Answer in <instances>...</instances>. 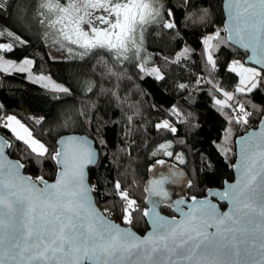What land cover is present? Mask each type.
<instances>
[{"label":"snow or ice","instance_id":"1","mask_svg":"<svg viewBox=\"0 0 264 264\" xmlns=\"http://www.w3.org/2000/svg\"><path fill=\"white\" fill-rule=\"evenodd\" d=\"M9 6H15V0L12 5L9 0H0V12ZM32 6L44 36L51 35L54 43L69 45V53L73 51L71 46L81 50V58L94 50L112 53L108 61L91 65L93 78L83 81L80 90L83 94L108 96L123 111L128 131L120 151L129 159V173L140 146L133 133L142 118L141 106L122 90L127 79L122 61L129 59V53L136 59L137 80L162 82L183 100V104L173 103L167 110H158L165 118L152 124L159 139L151 146L145 144L151 156L162 154L180 164L187 163L183 151L172 149L176 143L187 144L182 135L184 128H199L198 123H192L193 113L184 107L192 102L184 94L203 85L210 86L213 108L226 122L218 137L220 142L211 141L221 155L227 157L232 152L229 138L233 126L248 129L254 123L256 127L236 141V183L227 184L223 190L207 188L203 199L192 196L187 210L183 207L185 200H176L175 211L180 214L177 219L162 216L157 205L171 199L165 184L178 183L183 172L169 169V175L154 178L145 186L150 207L135 198V179L114 178L111 189L100 193L113 203L101 211L93 198L97 185L88 183L86 173L87 166L97 160L92 144L77 136L59 140L53 137L49 142L43 132L37 138L34 127L46 124L44 116L29 117L30 126L18 114L5 113L0 104V130L10 133H0V264H264V105L245 102L257 92L264 94V0H224L223 29L213 30L199 41L203 75L191 71L196 50L186 45L179 51L166 52L162 48L152 57L141 55L146 26L154 25L161 39L175 40L180 45L187 28L207 22V10L193 11L192 0H181L179 10L174 5L165 6L164 0H34ZM24 31L23 27L0 28V73L26 74L42 88L72 96L71 87L40 71L36 57L12 58L17 51L31 46V38H26ZM229 45L250 51L249 60L254 66L236 59L221 65L215 54ZM221 67L237 77L234 91L214 83ZM177 69L189 76L178 77ZM135 95L147 93L138 89ZM152 108L157 106L153 104ZM94 110L96 105L88 103L70 110L61 127L94 120L97 125L103 124L102 118L90 114ZM17 152L19 158L11 159ZM29 163L41 174L35 178L23 174ZM49 163L56 169L51 182L42 172ZM165 163L164 159H156L149 171L155 172L157 165ZM201 166L211 172V158L202 155ZM186 183L191 187V181ZM212 197L227 201L228 211L221 212ZM108 213L118 215L121 223L114 222ZM141 218L151 229L144 236L131 227Z\"/></svg>","mask_w":264,"mask_h":264},{"label":"trees","instance_id":"2","mask_svg":"<svg viewBox=\"0 0 264 264\" xmlns=\"http://www.w3.org/2000/svg\"><path fill=\"white\" fill-rule=\"evenodd\" d=\"M223 2L224 0H192L193 11L207 10L209 16L204 25L187 28L182 33L183 43L180 45H177L175 40L169 42L161 39V33L154 25L146 26L143 32L144 44L141 55L152 57L159 53L162 48L166 52L168 49L179 51L180 47L186 45L196 50L192 56L193 67L191 71L203 75L199 67L204 63L200 55L202 46L199 41L203 35H207L216 29H223L225 21ZM164 3L165 6L174 5L177 10L181 6V0H164ZM9 4L12 5V0H9ZM33 4L34 0H15V6H9L6 10L0 12V28L7 26L16 30L23 27L25 31L22 34L26 38H31V46L17 51L12 58L19 59L29 55L36 57L40 71L45 75L50 74L56 82L71 87L73 95L67 96L63 93L42 88L40 84H34L26 78V74H13L10 76L3 74L0 78V104L4 105L5 113L18 114V118H22L30 126L29 117L44 116L46 124L43 127L40 125L34 127V133L37 134L38 138H40L39 133L41 132L44 134V139L49 142H52L53 137L58 139L68 133H84L95 140L99 149L100 159L97 163L98 165L91 167L89 170V176L91 184L97 185V192L94 195L97 204L102 210L109 208L113 200L100 193H106L111 189L114 178L123 181L128 176H131L136 181L135 198L146 206L147 193L144 192V183L150 177L151 171H149V168L155 163L156 159H164L166 161L165 165L179 166L183 169L186 173L185 181H191V187L187 184L183 190V194H186L188 198L203 196L207 188L222 187L225 180H232V164L235 161L236 149L235 139L241 133L256 125L254 123L250 124L248 129L243 126H233V135L229 138L232 152L227 157L221 155L211 141L220 142L218 137L226 122L213 108L212 98L209 94L210 86L203 85L202 88L194 90L191 94H184L192 101L190 104H185L184 107L193 113L195 119L192 123H198L199 128L195 130L184 128L182 135L187 144L176 143V147L172 149L175 152L183 151L187 163L180 164L174 158L165 157L162 154L156 157L151 156V149L146 147L145 144L151 146L154 141L159 139L155 131L152 130V124L165 118L162 114H158V110H167L173 103L183 104V100L174 94L171 88L166 89L162 82H154L151 78H146L144 81L137 80L136 59L131 56V53H129L127 61H122L124 74L127 77L123 81L122 90L128 92L129 96L141 106L142 118L138 122L137 131L133 133L140 146L135 150V159L131 162V173H129V159L120 151L124 147L125 133L128 131L124 123L125 116L123 111L108 96H98L90 93L83 94L80 90L83 81L93 78L91 65L96 64L99 60L108 61L112 53L104 50H94L81 58L79 55L81 50L75 46H71L73 51L69 53L67 51L69 45L64 42L54 43L51 35L48 37L44 36L43 27L36 22ZM21 14L23 19H21ZM180 19L183 22L182 15ZM222 37L225 40L227 39L226 34L223 32ZM49 44L65 55L64 59L51 58L48 48ZM215 55L219 58L220 64L224 65L232 59L245 63L244 59L247 53L229 45L222 47L220 52ZM33 71L35 72L36 69H33ZM176 75L178 77L181 75L188 77L189 73H181L177 69ZM204 78L208 79L209 77L205 76ZM180 82H185V80ZM215 82L222 85L225 90L234 91L237 77L221 67L219 73L216 74ZM124 85H127V87H124ZM105 86L107 87V85ZM138 89H143L147 95H135ZM57 96L60 99L54 98ZM248 100L254 104L264 105V94L257 92L245 98V102ZM85 103L96 105V110L90 114L97 118H102L104 123L97 125L94 120L92 123L77 122L71 127H61L66 114L70 110L83 108ZM153 104L157 106V109L152 108ZM97 128H99V131H97ZM0 133L10 135V133H3V130H0ZM141 141L143 143H140ZM19 155L17 152L11 157L19 158ZM202 155L211 158V172L202 168ZM25 168L34 178L41 174V171H38L36 166L31 163L27 164ZM55 171L56 169L51 163L42 170L45 179L50 180L55 178ZM162 212L167 215H173L170 205L163 206ZM108 215L121 223L118 215H112V213H108ZM132 227L141 234L147 232L149 228L144 218L139 219Z\"/></svg>","mask_w":264,"mask_h":264},{"label":"water","instance_id":"3","mask_svg":"<svg viewBox=\"0 0 264 264\" xmlns=\"http://www.w3.org/2000/svg\"><path fill=\"white\" fill-rule=\"evenodd\" d=\"M223 8H224V2H223ZM224 18H225V21H224V24H225V22H226V13H225V10H224ZM224 24H223V27H224ZM233 47L238 48L239 50H242V51L246 52V53H247V56H246L245 59H244L245 63H247L248 66H249V65L254 66V65H253V62H251V61L249 60V57L251 56V52H250V51L245 50V49H243V48H240L239 46H233ZM255 127H256V126L251 127V129H249L248 131L254 129ZM248 131H246V132H244V133H241V135L237 136V138L235 139V148H236V149H235V161H234L233 164H232V170H233V178H232V180H231V181H229V180H225V182H224V184L222 185V187H211L212 189H214V190H223L225 187H227V184H234V183H236V181H237V179H238V177H239V173L237 172L236 167H235V165L238 164V162H239V145L236 143V141H237L238 138L247 135V134H248ZM68 136H77V137L86 138V139L92 144L93 148H95V150L97 151V154H98V155H97L96 163L93 164V165H88L87 168H86V173H87V175H88V183L91 184V182H90V176H89V170L91 169V167H96V166L98 165L97 163H98V161H99V159H100V154H99V149H98V147H97V144L95 143V140H94L91 136H88L87 134H84V133H68V134H66V135H63V136L59 137L57 140L61 139L62 137L66 138V137H68ZM10 158H11V159H18V158H16V157H15V158L10 157ZM182 171H183V169H182ZM183 172H184V171H183ZM184 173H185V172H184ZM23 174L33 177L32 174H30V173H28V172L26 171V168L23 169ZM185 174H186V173H185ZM167 175H169V174H167ZM167 175H165V176H167ZM33 178H34V177H33ZM154 178H155V179H159V177H156V176L154 175V173L151 171V175H150V177H148V178L146 179L145 183H144L145 186L148 185V184H150L151 181H152ZM54 179H55V178H54ZM54 179H52V180H54ZM48 180H49L50 182L52 181V180H50V179H48ZM169 184H170V182H169V183H166V184H165V188H167V190H168V192H169V195H170L171 199L168 200L167 202L158 203V205H157V211H158L162 216L169 217V218L175 217V218L179 219V218H180V214H179L178 212L175 211V208H176L175 201H176V200L173 199V194H171V191H170V189H169ZM205 193H206V192H205ZM206 195H207V193H206L205 195H203V196L198 197V198L203 199ZM93 198H94V200H95L96 206H97L101 211H103L102 208H100L99 205L97 204L96 197H95L94 193H93ZM152 199H153V200H159V198H157V197H152ZM179 199H183V200H185L186 204H185V206H183V207L185 208V210H187V205H188V204H191V197H190V199H188V198H186V197L179 198ZM179 199H178V200H179ZM148 200H149V197H148V193H147L146 206L150 207L151 205L148 203ZM212 200H213V202H215V203L218 204V207H219V209H220L221 212H226V211H228V209L230 208V205L228 204L227 201H220L217 197H212ZM168 205L172 206L173 215H170V214L167 215V214H165V213L162 212V207H163V206H168ZM110 218H111V217H110ZM111 219H112L114 222L118 223V224L120 223V222H118L116 219H115V220H114L113 218H111ZM147 224H148V223H147ZM122 226H124V225H122ZM131 227H132V226H131ZM148 227H149V228H148V231H150V230H151V229H150V226L148 225ZM132 228H133V227H132ZM133 230L136 231L137 234L140 235V236H144V235H146V233H147V232H145L144 234H141V233H140L138 230H136L135 228H133ZM210 231H213V230L210 229Z\"/></svg>","mask_w":264,"mask_h":264},{"label":"flooded vegetation","instance_id":"4","mask_svg":"<svg viewBox=\"0 0 264 264\" xmlns=\"http://www.w3.org/2000/svg\"><path fill=\"white\" fill-rule=\"evenodd\" d=\"M169 169H175V170H179V171L183 172L182 168H180L179 166H172V165H169V164L164 165L162 167L160 165H157V168H156L155 172H153V171L152 172L154 173V175L156 177H160L161 175L169 174ZM185 178H186V174L184 173L183 177L179 180L178 183H171L170 182L169 189L171 191V194H173V199L174 200H178L179 198H183V197L188 198L186 196V194H183V190L185 189V187L187 185V183L185 181ZM188 199H190V198H188Z\"/></svg>","mask_w":264,"mask_h":264},{"label":"rangeland","instance_id":"5","mask_svg":"<svg viewBox=\"0 0 264 264\" xmlns=\"http://www.w3.org/2000/svg\"><path fill=\"white\" fill-rule=\"evenodd\" d=\"M211 33V32H210ZM210 33H208V34H210ZM61 42H63V41H61ZM62 44V43H61ZM48 48H49V54H50V56H51V58H58V59H64V57H65V55H63L62 53H60V52H58L56 49H55V47L54 46H52L51 44H49V46H48ZM14 59H16V58H14ZM240 62H242V61H240ZM243 63V62H242ZM249 66H251V65H249ZM3 75V73H0V78H1V76ZM30 80V79H29ZM31 81V80H30ZM38 138V137H37Z\"/></svg>","mask_w":264,"mask_h":264}]
</instances>
